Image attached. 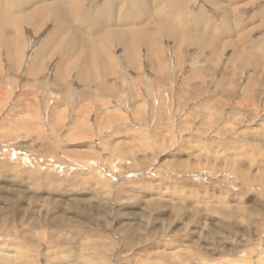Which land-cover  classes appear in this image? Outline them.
Returning a JSON list of instances; mask_svg holds the SVG:
<instances>
[{"label": "rangeland", "instance_id": "374dc122", "mask_svg": "<svg viewBox=\"0 0 264 264\" xmlns=\"http://www.w3.org/2000/svg\"><path fill=\"white\" fill-rule=\"evenodd\" d=\"M63 3L0 0V264H264V0Z\"/></svg>", "mask_w": 264, "mask_h": 264}, {"label": "bare ground", "instance_id": "6f19581e", "mask_svg": "<svg viewBox=\"0 0 264 264\" xmlns=\"http://www.w3.org/2000/svg\"><path fill=\"white\" fill-rule=\"evenodd\" d=\"M167 3V2H166ZM63 5H64V7L65 8H68V5H69V0H65V3H63ZM114 5V4H113ZM50 9H52V8H50ZM71 9V8H70ZM69 9V11H68V15H71L72 14V12H71V10ZM66 13V12H65ZM64 13V11H62V8L61 7H59V9L58 10H56L55 12H53V20H55L58 24H70V22L69 23H67L68 22V18H67V15ZM71 13V14H70ZM73 15V14H72ZM44 18H46L45 17V15H44V13L42 12V11H34L33 13H30V14H27L25 17H24V19L22 20V21H24V22H29V23H32V25L35 27V28H38V27H40L41 28V26H39L43 21H44ZM99 19V18H98ZM98 25H97V27H96V31H97V29L98 30H104V29H108L107 28V26H108V24H104V23H102L100 20H98ZM81 26V25H80ZM80 26H78V27H80ZM110 26H112V25H110ZM72 27V26H71ZM77 27V26H76ZM82 27V26H81ZM81 27L77 30V28H76V30L73 28L72 30L73 31H71V32H74L72 35H71V37H70V42H72V43H74V44H77V42L73 39V35H76V36H78L77 38L78 39H76V37H75V39L78 41V42H82L83 40H84V38H83V36H82V31H84V30H81L80 31V29H81ZM93 27V26H92ZM58 30H60V29H58ZM67 30V29H66ZM227 30V29H226ZM95 31V32H96ZM60 32V31H59ZM94 32V33H95ZM53 33V32H52ZM117 33V32H116ZM55 34H57V31H55L52 35H48L49 37L45 40V42L43 43V52H45L46 51V48L49 46V48L48 49H50L51 47H52V44H51V41L53 40V38H54V35ZM93 34V33H92ZM81 36V37H80ZM83 38V39H82ZM86 41V40H85ZM71 43V44H72ZM79 43V45L81 46L82 44H80ZM88 43V42H87ZM72 46H74L75 47V45H72ZM90 46V45H89ZM83 47H84V45H83ZM236 47V46H235ZM71 48V47H70ZM76 48V47H75ZM86 48V47H85ZM89 48H91V46L89 47ZM88 48V49H89ZM87 49V48H86ZM77 53V52H76ZM173 53V52H172ZM40 55H41V53H39ZM73 54H75L74 53V51H73ZM92 54V53H91ZM66 55V54H65ZM13 56V55H12ZM68 56V55H67ZM69 57V56H68ZM75 57V56H74ZM133 57V56H132ZM69 59V58H68ZM62 60V59H61ZM86 60V59H85ZM69 61V60H68ZM84 61V60H83ZM85 62V61H84ZM13 63V62H12ZM68 65V64H67ZM31 66V65H30ZM34 67L32 68V72H33V70H35L36 68V66H38L37 64H34L33 65ZM79 66V65H78ZM84 67H81V69H84V70H81V71H79L78 72V75H77V77H78V79L79 80H84V79H87L88 77H91L90 76V74L88 73V72H90V71H88V70H85V66L87 67V65L84 63V65H83ZM105 66V65H104ZM107 67V66H106ZM106 67H104V68H106ZM102 70H104V69H102ZM83 107V106H82ZM62 113V112H61ZM115 116V115H114ZM62 117V116H61ZM62 119V118H61ZM110 119V118H109ZM64 120V119H63ZM115 122V121H114ZM231 125V124H230ZM82 127V126H81ZM85 127V126H84ZM83 128V127H82ZM81 129V128H80ZM118 136V135H117ZM155 143V142H154ZM124 144V143H123ZM121 145H122V142H121ZM47 146V145H46ZM54 150V149H53ZM56 159V158H55ZM252 163V162H251ZM251 165V164H250ZM252 166V165H251ZM43 167H45V166H43ZM264 167V166H263ZM246 173V172H245ZM246 176V175H245ZM261 176H262V173H261ZM106 185V184H105ZM8 209V208H7ZM176 210V209H175ZM178 215V214H177ZM180 229V228H179Z\"/></svg>", "mask_w": 264, "mask_h": 264}, {"label": "crops", "instance_id": "0c3cea01", "mask_svg": "<svg viewBox=\"0 0 264 264\" xmlns=\"http://www.w3.org/2000/svg\"><path fill=\"white\" fill-rule=\"evenodd\" d=\"M198 25H196L195 27H197ZM191 29H194V26H192V28ZM240 44V43H239ZM239 50H242V47H241V45H239Z\"/></svg>", "mask_w": 264, "mask_h": 264}]
</instances>
